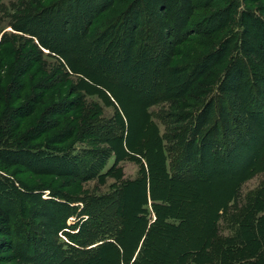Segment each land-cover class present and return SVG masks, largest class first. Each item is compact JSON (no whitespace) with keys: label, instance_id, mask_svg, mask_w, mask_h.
Segmentation results:
<instances>
[{"label":"rangeland","instance_id":"obj_1","mask_svg":"<svg viewBox=\"0 0 264 264\" xmlns=\"http://www.w3.org/2000/svg\"><path fill=\"white\" fill-rule=\"evenodd\" d=\"M58 1L0 0V116L5 112L6 104L12 108L7 126L1 130L0 133L3 134L0 137L11 149H19L18 146L21 145L25 149L28 147L30 152L36 151L47 156L58 154L62 161L59 165L51 164L48 163L47 156L42 157L43 159L40 160L42 165L39 168L53 170L54 173L37 171L38 174L22 164H10V168H6L7 171L5 169L7 163H3L0 167V183L5 184L4 192L2 191L0 196L5 198V201L6 198L10 199L9 206L11 210L14 209L10 219L12 226L10 228L0 226V264H25L19 258V253L14 252L11 247L15 243L14 232H18L21 224H23L21 227L24 228L23 233H25L21 235L23 239L16 242L19 249L24 247L26 240L37 246V241L42 239L45 242L57 243L58 252H60L57 255L54 252L49 254L47 252L42 254L44 257L40 261L38 258L35 261L30 260V264H57L62 259V244L67 243L69 237L62 232L57 233V235L54 234V229L50 228L47 214H58L57 210L62 209V202L67 200L88 201L91 198L97 200L112 196L116 199L117 196L121 205L120 211L123 210V217L125 215L127 219V232L132 230L131 233L139 234L144 224L141 220L135 222L133 219H129V212L136 210L133 207L137 200L142 201L141 188L135 186L126 190L123 186L127 181L149 179V176L144 156L126 149V142L129 141L132 148L140 150L147 148V142L155 132L158 137L165 135L173 138L179 134L176 130L186 126V122L178 123V120L183 118H170L169 114L173 113L180 116L185 112H192V109L181 108L183 101L175 100L177 105L160 102L151 106L147 110L149 113H144L143 105H140L137 100L123 95L121 104L127 115L123 113L122 126L116 123L118 120L116 112L119 108L117 103L109 96L108 99L103 93L107 94L103 84L100 83L102 81L93 78L90 73L81 69L76 64V54L66 48L67 45L73 48L74 39L67 40L61 34V11L63 10L61 6H58V12H55L57 9L54 11L55 13L48 12L50 14L35 19L34 21L38 20L33 23L35 25L30 26L31 23H27L26 27L35 31L49 45L52 42L50 38L57 40L52 45L58 44L55 48L60 54L52 53L47 48L40 47L37 37L14 29V26L21 24V17L24 13L35 14L33 12H40ZM114 1L115 3L107 13L100 14L96 18L93 23L96 24V27H100L110 19L117 18L125 11L130 2V0ZM181 1L174 0L171 2L167 7V12L181 13L184 19L187 13L181 12ZM207 1L194 0L195 9H193L189 22L177 34L178 40L175 41L174 36H165L164 41H166L167 46L166 44V47L157 45L159 48L156 46L154 52L160 50L162 56L165 50H172L174 56L170 59L173 65L178 66H185L194 57L204 58L206 54L214 52L217 54L216 59H213L209 67H213L215 75H220L225 67L234 63L235 60L239 61V58L246 63L249 61L250 66V60L253 61L254 56L243 54L240 51V45L241 42L258 38L264 42V37L261 34L258 35L251 28L253 20L264 22V13L261 9L262 5L264 7V0H215L218 4L215 10L220 11L221 16L212 25L213 28L208 27L206 29V22L203 20L210 13L206 8ZM77 4L78 7H76ZM77 4H75V8L69 3L65 5L74 8L77 15L81 14V10L89 5L87 0H79ZM144 4L148 6L150 19L146 18L145 14L146 19L141 16L143 22H149L152 19L153 25L162 14H166L165 8L157 0H144ZM39 17L41 16L35 18ZM77 19L80 21L79 18ZM117 23L120 24V22ZM81 25L85 29L86 24L82 22ZM217 26H223V29L217 31ZM125 33L126 30L119 33L121 42L112 45L110 51H103V48L100 47L88 51L89 65L100 64L98 67L106 75L105 81H109L108 76L109 78L115 76V79L123 80L135 74V70L142 68H136L133 59L130 57L125 64L117 61L116 50L120 47L123 48L122 42L126 40ZM136 34L135 36L138 37ZM257 35L258 37H256ZM225 41H228V46L221 49L220 47ZM63 42L65 44L62 47L61 43ZM135 43L133 42V44ZM60 45L61 47H59ZM15 50L19 53L17 54ZM130 56H135V54L132 55L131 53ZM99 60L102 61L99 62ZM115 67L117 68L116 73L108 72L111 71V68L114 71ZM100 68L98 69L100 70ZM210 72L209 69L205 71L206 74ZM105 81L104 83H106ZM218 84L216 82L213 86L211 96L213 93H216L214 96L220 95ZM138 85L145 86L144 83H135L132 87ZM103 94L108 101L103 97ZM213 116H216L215 111H213ZM153 129L156 130L152 134ZM26 130H30L28 137L24 135ZM117 136H122L126 153L116 142L112 141L111 145L107 144V138ZM23 137L28 141L22 140ZM263 148L255 149L251 157L255 156L254 159L257 160L259 155L264 152ZM110 151L111 153L114 151L116 157L110 154ZM168 162H170L169 155L166 163ZM111 167L114 168L108 175L99 178ZM212 168L214 165L209 166L207 163V174L203 175L202 172L199 179L194 182L186 184L166 183V185L164 184L165 187L160 184L164 188L157 186L155 190L157 194L167 196L172 201L180 202V205H178L179 203L174 204L178 205L175 210L181 209L184 215L189 216L186 219L188 222L181 223V229L177 231L168 228H164L162 231L163 228L157 225V228L150 235L149 262H145V264H161L175 260L179 254L176 253V250L181 252L190 246L196 248L200 244L202 247L205 245V237L209 234V230L208 224L205 225L203 222L205 219L213 217L214 214V210L210 206L213 205L215 208L217 204L225 202L235 185L232 183L233 179H225L216 173H209L208 171ZM92 172L95 174L89 178ZM188 176L190 175L182 173L180 178L185 179ZM262 180L263 175L261 174H254L251 179H247L239 189L238 203L240 204H230V209L225 215L231 216L233 221L236 220V217L243 215L242 200L249 191L259 187ZM42 201L45 203H41ZM54 203L61 206H56ZM69 205L66 207L68 208ZM72 205L78 206V209L86 206L85 204L81 205L80 202H74ZM105 205L104 210L109 212V216L107 219L103 218V222L108 224L110 218L114 219L111 215L114 207L106 203ZM147 206L148 208L152 206L150 200H148ZM91 207L92 205H89V209L94 210ZM65 210L66 213H69L68 215L73 213ZM115 219L112 221V226L105 227L108 231H113L117 226ZM155 220L156 215L152 214V221L147 224V228ZM76 221V217L71 220L68 219L66 224L73 226ZM227 227L221 221L220 233L228 234ZM63 250L66 253L71 251L74 255V251L67 246H64ZM92 251H89L85 257L91 256L94 252ZM59 254L61 257L56 262L54 259ZM106 254L108 257L111 255L110 253ZM98 261L101 259L98 258Z\"/></svg>","mask_w":264,"mask_h":264},{"label":"trees","instance_id":"obj_2","mask_svg":"<svg viewBox=\"0 0 264 264\" xmlns=\"http://www.w3.org/2000/svg\"><path fill=\"white\" fill-rule=\"evenodd\" d=\"M78 1L59 0L40 12H33L35 14L26 12L27 14L24 13L21 17V24L14 26V29L37 37L40 47L47 48L52 53L60 54L56 50L58 44H55L56 48L52 45L57 40L50 38V41H52L50 42L51 46L40 38L35 31L26 27L29 23H31L30 26L35 25L33 23L38 20H34L50 14L48 12H58V8L61 6L63 8V10L61 9V34L67 40L74 39L73 48H70L69 45L66 48L76 54L75 61L81 69L90 73L93 78L102 81L100 83L103 84L107 94L103 93L108 99L110 97L114 100L119 107L117 108L119 112H116L118 119L116 123L120 126H122L123 115L126 114L125 108L121 104L123 95L129 96L137 100L140 105H143L144 113H149L147 110L157 103L168 102L177 105L176 101H183L181 108H186L185 110L192 109V112H185L180 116L173 113L169 114L170 118H183L178 120V123L186 122V126L179 127L176 130L179 134L173 138L165 135L158 137L155 132L156 129H153L151 133H155L149 138L148 146L145 149L132 148L129 141L126 142V149L144 156L149 176V179L142 178L136 181H127L123 186L126 190L135 186L141 188L143 199L135 202L133 208L136 210L129 212V219H133L135 222L141 220L144 224L142 231L137 235L131 233L132 230L127 232V219L125 215L123 217V210L120 211L121 205L117 196L116 199L112 196L98 198L97 200L91 198L88 201L67 200L62 202V209L57 210L58 214H47L50 228L54 229V234L57 235V233L62 232L69 237L68 242L62 244V259L57 264H129L132 253L136 250L142 238L143 241L133 264L149 262L148 252L150 247L148 248V245L150 235L157 228V225L163 228L162 231L164 228L177 231L181 229V223L188 222L186 219L189 216L184 215L181 209L175 210L180 202L172 201L167 196L157 194L155 192L157 186L162 187L160 184L164 186V184L172 182L179 184L194 182L199 179L202 172L203 175L207 174V163L209 166L214 165V168L211 169L213 171L209 170V173H216L225 177V179H233L234 190L225 202L217 204L215 208L213 205L210 206L214 210V214L213 217L205 219L203 222L205 225L208 224L209 230V234L205 237V245L202 247L200 244L196 248L190 246L181 252L176 250V253L179 254L175 260L161 264H264V152L259 155L257 160L254 159L255 156L251 157L255 149L264 147V42L259 38L241 42L240 51L248 56H254V60H250V66L249 61L246 63L239 58V61L235 60L234 63L225 67L220 75H215L213 67H209L213 59H216L217 54L214 52L206 54L204 58L194 57L185 66L172 64L170 59L174 56L172 50H165L162 56L160 50L154 52L157 45L164 47L166 44L167 46L166 41H164L165 36H174L175 41L178 40L177 34L189 22L193 9H195L194 0L181 1L180 10L182 13H187L184 19L181 13L167 12V7L174 0H157L165 8L166 14H162L160 18L155 20L153 25L152 19L151 21L148 20L149 22L141 20V16L145 18V14L146 18L150 19V11L147 9L148 6L144 4V0H130L129 6L123 13L117 18L106 21L107 23L102 24L100 27H96V24H93L94 21L100 14L107 13L115 1L87 0L89 5L81 10V14L77 15L74 8ZM66 3L71 4L74 8L65 5ZM217 5L215 0L206 2V8L210 11L209 15L203 20L206 22V29L208 27L213 28L212 25L221 16V12L215 10ZM262 6L261 9L264 13V7ZM76 7H78V4ZM37 13L38 15H36ZM37 16L41 17L35 18ZM82 22L86 24L85 29L81 25ZM117 22H120V24L118 25ZM251 26L254 32L264 37V22L253 20ZM222 29L223 26H217L216 28L217 31ZM124 30H126V40L122 42L123 48L120 47L116 50L117 61L125 64L130 57L133 59L136 68H142L134 69L135 74L123 80L115 79V76L112 78L108 76L109 81H105L106 75L98 67L100 64L89 65L88 51L95 47L103 48V51H110L112 45L121 42L119 33L124 32ZM136 33L138 37L135 36ZM137 40L138 42L135 43ZM64 44V42L61 43L62 47ZM227 44L228 41L223 42L220 48L228 46ZM157 48L159 47L157 46ZM131 53L135 56H130ZM101 61L99 60V62ZM85 65L87 66L84 67ZM116 69L115 67L112 71L113 68H111V71L108 72L114 73ZM208 69L211 72L206 74L205 71ZM216 82L219 83V92H217L220 95L214 96L216 93H213V96H211ZM135 83H144L145 86L138 85L133 88L132 86ZM104 94L103 97L108 101ZM10 111H12V108L6 104V110L0 116V132L7 126ZM213 111H215L216 116H213ZM29 132L30 130H26L24 135L28 137ZM2 134L0 133V136ZM24 137L22 140L28 141ZM107 141L108 145H111L112 141L118 143L117 145L125 152L122 136L107 138ZM18 147L19 149L7 147V144L0 137V167L3 163L8 164L5 165V169L10 168V164H22L35 173H54L53 170L39 168L42 165L40 160L47 155L36 151L30 152L27 149L28 147L25 149L21 145ZM109 153L116 157L114 151ZM168 155L170 162L166 163ZM46 158L48 163L51 164L56 163L59 165L62 162L58 154L48 155ZM113 168L111 167L99 178L108 175ZM242 172L244 173L242 174ZM182 173L190 176L181 179ZM94 174V172L90 173L89 178ZM254 174L263 175V180L259 187L249 191L244 197L241 202L243 215L236 217V220L233 221L231 216L229 217L225 213L230 209V204L239 202L240 187L247 179H251ZM202 180L205 179L202 178ZM4 189L5 184L0 183V195H2L1 192H4ZM148 200L152 203L150 208L147 206ZM10 201L8 198L5 201V198L3 199L0 196V226L9 228L12 226L10 219L14 213V209L11 210L9 206ZM74 202H80L81 205L85 204L86 206L78 209V206L75 205L74 207L72 205ZM41 203L44 204L45 202L42 201ZM105 203L114 207L111 215L114 219L117 217L115 219L117 226L113 231H108L105 227L112 226L114 219L110 218L108 224L103 222V218L107 219V216H109V212L104 210ZM177 203L179 204L174 205ZM67 205H69L68 208ZM89 205H92L91 208L94 210L89 209ZM65 209L73 212L70 214L71 216L68 215V212H65ZM161 211L163 212L161 213ZM152 214L156 215V220L147 228V224L152 221ZM72 217H76V223L73 226L67 225V220ZM221 221L228 226L229 233L226 235L220 233ZM21 225L23 226V224ZM21 225L18 229L19 233L14 232L15 243L11 247L14 252L19 253V258L23 263L30 264V260L35 261L38 259L40 261L44 257L42 254L47 252L48 254L54 252L55 255L60 253L58 252L57 243L45 242L42 239L37 241V246L32 245L29 240L25 239L26 244L19 249L16 242L23 239L21 235L25 233H23L24 228ZM57 241H59L58 238ZM132 242H134V245H132ZM64 246L74 251V255L71 251L66 253L63 250ZM89 251H92L94 255L85 257ZM106 253H110V257ZM60 257L59 254L54 260L57 262ZM98 258L101 261H98Z\"/></svg>","mask_w":264,"mask_h":264},{"label":"crops","instance_id":"obj_3","mask_svg":"<svg viewBox=\"0 0 264 264\" xmlns=\"http://www.w3.org/2000/svg\"><path fill=\"white\" fill-rule=\"evenodd\" d=\"M73 218H74V217L69 218V220H71V219H73ZM85 218H86V217H85ZM142 241H143V239L139 242V244H138L136 250L132 253V256H131L130 262H132V261H134V260L136 259V256H137V254H138V250H139V247H140ZM108 242L113 243L112 241H108ZM99 244H101V243H99ZM94 246H95V245H94ZM94 246H91V247H94ZM91 247H90V248H91ZM120 253L122 254V252H120ZM122 256H123V255H122ZM129 264H130V263H129Z\"/></svg>","mask_w":264,"mask_h":264},{"label":"built area","instance_id":"obj_4","mask_svg":"<svg viewBox=\"0 0 264 264\" xmlns=\"http://www.w3.org/2000/svg\"><path fill=\"white\" fill-rule=\"evenodd\" d=\"M64 240H66V239L64 238Z\"/></svg>","mask_w":264,"mask_h":264}]
</instances>
